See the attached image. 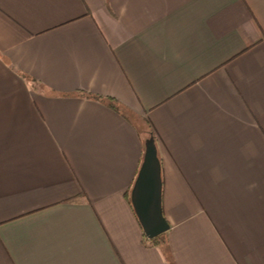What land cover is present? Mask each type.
Here are the masks:
<instances>
[{"label": "crops", "instance_id": "crops-1", "mask_svg": "<svg viewBox=\"0 0 264 264\" xmlns=\"http://www.w3.org/2000/svg\"><path fill=\"white\" fill-rule=\"evenodd\" d=\"M0 264H264V0H0Z\"/></svg>", "mask_w": 264, "mask_h": 264}, {"label": "water", "instance_id": "water-1", "mask_svg": "<svg viewBox=\"0 0 264 264\" xmlns=\"http://www.w3.org/2000/svg\"><path fill=\"white\" fill-rule=\"evenodd\" d=\"M161 198V164L155 140L150 136L145 141L142 159L130 191L132 208L147 238L158 237L169 228L162 213Z\"/></svg>", "mask_w": 264, "mask_h": 264}, {"label": "trees", "instance_id": "trees-1", "mask_svg": "<svg viewBox=\"0 0 264 264\" xmlns=\"http://www.w3.org/2000/svg\"><path fill=\"white\" fill-rule=\"evenodd\" d=\"M94 97L96 99H98L99 101H103L108 107H110V108H112L114 110H118L120 108L119 102L116 99L112 98V97H101V96H98V95H95ZM147 128H148L147 135L145 137L142 136L143 150H144L145 141L150 136H152L154 138L155 142H156V138H155L154 132L152 131V129L150 128L149 125H147ZM127 200H128L129 204L132 207L129 193L127 194ZM162 238H164V234H162V235H160L158 237H155V238H147V237L144 236V239L147 242V245H150V246L160 245L162 243V241H161Z\"/></svg>", "mask_w": 264, "mask_h": 264}, {"label": "rangeland", "instance_id": "rangeland-1", "mask_svg": "<svg viewBox=\"0 0 264 264\" xmlns=\"http://www.w3.org/2000/svg\"><path fill=\"white\" fill-rule=\"evenodd\" d=\"M136 123H137L138 126H141V124H140L141 122L140 121H137Z\"/></svg>", "mask_w": 264, "mask_h": 264}]
</instances>
